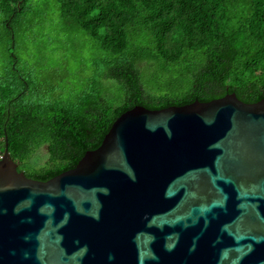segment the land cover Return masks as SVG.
<instances>
[{"label":"water","instance_id":"95a60500","mask_svg":"<svg viewBox=\"0 0 264 264\" xmlns=\"http://www.w3.org/2000/svg\"><path fill=\"white\" fill-rule=\"evenodd\" d=\"M0 264H264V99L137 105L46 182L6 143Z\"/></svg>","mask_w":264,"mask_h":264},{"label":"trees","instance_id":"16d2710c","mask_svg":"<svg viewBox=\"0 0 264 264\" xmlns=\"http://www.w3.org/2000/svg\"><path fill=\"white\" fill-rule=\"evenodd\" d=\"M264 99V0H0V156L46 182L113 122Z\"/></svg>","mask_w":264,"mask_h":264},{"label":"built area","instance_id":"2783aa9c","mask_svg":"<svg viewBox=\"0 0 264 264\" xmlns=\"http://www.w3.org/2000/svg\"><path fill=\"white\" fill-rule=\"evenodd\" d=\"M1 157V156H0Z\"/></svg>","mask_w":264,"mask_h":264}]
</instances>
